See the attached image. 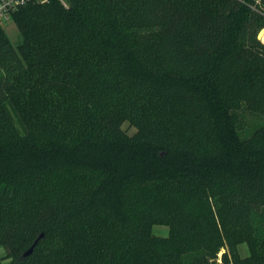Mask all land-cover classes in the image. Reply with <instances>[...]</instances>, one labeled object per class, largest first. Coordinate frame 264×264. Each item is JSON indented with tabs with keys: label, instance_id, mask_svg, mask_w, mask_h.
I'll return each mask as SVG.
<instances>
[{
	"label": "trees",
	"instance_id": "16d2710c",
	"mask_svg": "<svg viewBox=\"0 0 264 264\" xmlns=\"http://www.w3.org/2000/svg\"><path fill=\"white\" fill-rule=\"evenodd\" d=\"M8 18L20 37L0 24L8 264H264L251 0H49Z\"/></svg>",
	"mask_w": 264,
	"mask_h": 264
},
{
	"label": "rangeland",
	"instance_id": "374dc122",
	"mask_svg": "<svg viewBox=\"0 0 264 264\" xmlns=\"http://www.w3.org/2000/svg\"><path fill=\"white\" fill-rule=\"evenodd\" d=\"M0 24L5 30V33L9 39V41L15 46L19 41V32L17 26L13 23L12 20L8 18V20H0ZM258 32V35L260 34ZM259 37V36H258ZM264 40V39H263ZM245 118L248 120L249 123L252 122H259L257 118L252 117L250 115H246ZM122 131L127 134L128 136L133 135L136 132V129L133 126H130L127 122H124L121 126ZM152 235L156 237H166L168 235V227L155 225L151 229ZM237 250L239 252L240 257L245 258L249 255V247L246 243H240L237 246ZM5 251L2 247H0V264H8L9 259L4 258Z\"/></svg>",
	"mask_w": 264,
	"mask_h": 264
},
{
	"label": "built area",
	"instance_id": "2783aa9c",
	"mask_svg": "<svg viewBox=\"0 0 264 264\" xmlns=\"http://www.w3.org/2000/svg\"><path fill=\"white\" fill-rule=\"evenodd\" d=\"M49 0H0V16L8 17V13L20 6H24L30 2L36 3H47ZM64 4V0H60ZM251 8L259 14L261 19L264 21V0H251ZM264 30V27L261 28V31ZM263 43V37H258Z\"/></svg>",
	"mask_w": 264,
	"mask_h": 264
},
{
	"label": "water",
	"instance_id": "95a60500",
	"mask_svg": "<svg viewBox=\"0 0 264 264\" xmlns=\"http://www.w3.org/2000/svg\"><path fill=\"white\" fill-rule=\"evenodd\" d=\"M259 35H260V34H259ZM259 35H258V36H259ZM41 237H42V234H40V235L38 236V238L35 240V242L30 246V248L24 252V254H23L22 257H26V256H28V255L31 254V252L33 251V248L35 247V245L37 244V242L39 241V239H40Z\"/></svg>",
	"mask_w": 264,
	"mask_h": 264
},
{
	"label": "bare ground",
	"instance_id": "6f19581e",
	"mask_svg": "<svg viewBox=\"0 0 264 264\" xmlns=\"http://www.w3.org/2000/svg\"><path fill=\"white\" fill-rule=\"evenodd\" d=\"M260 37H263V39H264V30H262V31L260 32Z\"/></svg>",
	"mask_w": 264,
	"mask_h": 264
},
{
	"label": "crops",
	"instance_id": "0c3cea01",
	"mask_svg": "<svg viewBox=\"0 0 264 264\" xmlns=\"http://www.w3.org/2000/svg\"><path fill=\"white\" fill-rule=\"evenodd\" d=\"M0 20H8V17L5 18V17H1V16H0Z\"/></svg>",
	"mask_w": 264,
	"mask_h": 264
}]
</instances>
